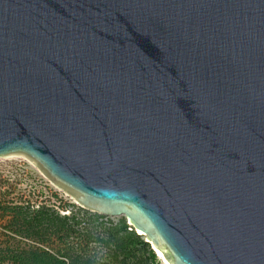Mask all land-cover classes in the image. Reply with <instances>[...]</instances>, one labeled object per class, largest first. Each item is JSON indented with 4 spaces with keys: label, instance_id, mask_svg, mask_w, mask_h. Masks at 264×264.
Segmentation results:
<instances>
[{
    "label": "water",
    "instance_id": "1",
    "mask_svg": "<svg viewBox=\"0 0 264 264\" xmlns=\"http://www.w3.org/2000/svg\"><path fill=\"white\" fill-rule=\"evenodd\" d=\"M11 155L165 264H264V0H0Z\"/></svg>",
    "mask_w": 264,
    "mask_h": 264
},
{
    "label": "trees",
    "instance_id": "2",
    "mask_svg": "<svg viewBox=\"0 0 264 264\" xmlns=\"http://www.w3.org/2000/svg\"><path fill=\"white\" fill-rule=\"evenodd\" d=\"M38 191L32 199L20 194V204L9 203L3 208L16 228L14 235L23 240L19 254L15 255L18 264H107L84 253L89 243L105 248L106 255H129L131 264L155 263L149 243L135 234L123 216L113 222L105 215L79 207L67 210L63 205L39 199L42 192ZM51 196L56 199L54 193ZM140 250L145 252L144 256Z\"/></svg>",
    "mask_w": 264,
    "mask_h": 264
},
{
    "label": "rangeland",
    "instance_id": "3",
    "mask_svg": "<svg viewBox=\"0 0 264 264\" xmlns=\"http://www.w3.org/2000/svg\"><path fill=\"white\" fill-rule=\"evenodd\" d=\"M42 193L40 198L49 200V203L63 205L64 209L75 207L82 208L63 190L51 184L41 172L26 158L20 155H11L0 157V264H18L19 260L15 255L19 254V249L22 247L23 240L14 235L15 227L9 220L8 213H4L3 208H6L9 203H21L18 195L23 194L32 199L33 194ZM54 193L55 197L51 196ZM84 209V208H82ZM66 211H60L66 213ZM121 216V215H120ZM115 222L119 216H106ZM125 220V219H124ZM125 223L129 225L128 221ZM144 239V238H143ZM12 241V242H11ZM91 247H94L91 249ZM152 248V247H151ZM155 254V263L165 264L159 253L152 248ZM93 255L107 264H131V257L106 255V249L99 248L95 243H89L87 248H84V253ZM143 256L144 251H139ZM148 263V264H155Z\"/></svg>",
    "mask_w": 264,
    "mask_h": 264
}]
</instances>
